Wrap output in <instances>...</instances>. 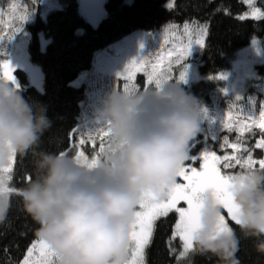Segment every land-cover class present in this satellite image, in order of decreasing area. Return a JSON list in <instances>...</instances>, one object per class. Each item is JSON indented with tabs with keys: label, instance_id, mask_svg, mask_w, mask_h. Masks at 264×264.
<instances>
[{
	"label": "clouds",
	"instance_id": "1",
	"mask_svg": "<svg viewBox=\"0 0 264 264\" xmlns=\"http://www.w3.org/2000/svg\"><path fill=\"white\" fill-rule=\"evenodd\" d=\"M180 84L162 80L147 90L114 87L106 93L93 115L96 126L110 133L108 146L89 164L61 152L36 151L53 126L47 106L25 99L0 78V169L13 155L35 157V178L15 193L0 192V224L15 195L57 264H126L134 212L142 203L168 198L200 130V110ZM229 192L239 223L220 231L223 208L213 191L200 193L186 264L197 255L240 264L241 237L254 238L256 251L264 254V169L236 176Z\"/></svg>",
	"mask_w": 264,
	"mask_h": 264
},
{
	"label": "trees",
	"instance_id": "2",
	"mask_svg": "<svg viewBox=\"0 0 264 264\" xmlns=\"http://www.w3.org/2000/svg\"><path fill=\"white\" fill-rule=\"evenodd\" d=\"M27 1L32 9H37L35 22L29 25L33 35L28 49L30 58L43 70L44 89L41 91L30 85L27 74L19 70L17 73L24 86L18 91L25 99L45 104L47 115L53 121L52 128L44 134L36 151H65L71 156L76 153L75 143L79 132L86 138L88 136L85 129L88 118L83 115L82 107L86 99V86H75L73 81L83 70L91 67L96 51L134 30H154L169 22L208 24L209 34L201 54L203 64L200 67L204 77L191 87L181 88L192 94L203 90L204 96L210 98H213L216 89H221L224 81L210 80L208 77L229 70L237 52L250 43L254 36L264 43V19L239 18L249 11L245 0H173L171 10L165 6L170 0H107V15L97 26H92L81 15L77 0H57V7L49 10L46 18L40 14L48 5L46 2ZM41 29L49 37L45 50L41 48L38 34ZM79 29H83V33H79ZM258 72L264 75V63L258 66ZM74 128L79 131L70 136ZM258 129L254 128L255 134L250 136L252 145L262 135ZM250 133L245 131L247 135ZM228 134L234 139L237 132L234 129ZM209 143L216 148L219 141H203L199 137L193 139L190 150L194 152L204 145L209 146ZM89 144L87 141L84 149L92 153L93 147ZM253 148L256 156L263 154V149ZM34 159L32 152L15 157L10 186L19 189L35 178ZM199 162L197 160L196 164ZM29 176L31 181H28ZM176 219L177 215L172 212L157 221L152 243L146 249V264H177L176 255L170 253V245L177 254L181 251V241L178 238L170 240ZM229 221L232 227H236L231 219ZM37 227L25 212L20 198L13 195L8 219L0 224V264H18L31 242L37 238ZM255 243L254 238L241 237L237 253L240 264H264V254L256 251ZM193 264H217V258L197 255Z\"/></svg>",
	"mask_w": 264,
	"mask_h": 264
},
{
	"label": "rangeland",
	"instance_id": "3",
	"mask_svg": "<svg viewBox=\"0 0 264 264\" xmlns=\"http://www.w3.org/2000/svg\"><path fill=\"white\" fill-rule=\"evenodd\" d=\"M43 1L48 5H45L44 10L40 14L46 18L47 12L57 7V0ZM106 1L107 0H77L81 15L92 26H97L107 15ZM245 2L249 6V11L244 15L246 18H252V13L255 8H259L260 11L264 13V0H251L250 3L248 0H245ZM168 3L174 4V1L170 0ZM35 12H37V9L35 7L32 9V5H30L27 0H0V64H2L3 61L9 60L11 65L15 68V72L12 74L15 75L16 82L19 85L17 89L24 86L21 77L17 73L19 70H22L27 74L29 84L43 91V70L38 63L30 58L28 49L29 41L33 35V31L29 25L35 22ZM25 15L29 16V19L26 22L21 19V17ZM184 23L185 22H169L154 30L137 29L96 51L91 67L83 70L73 81V85L75 86H86V99L82 102V107L83 115L88 118V121L85 123V129L88 133L90 131L95 132L98 128L93 114L94 110L99 107L100 100L114 87L117 89H123L125 81L122 79L119 80L117 74L122 73L126 65L134 58L138 60L140 56L146 55L148 52L159 51V43L163 42L165 31L174 26H178L182 31ZM192 23L193 26H195L197 22ZM198 23L200 25L205 24ZM83 31V29H79L78 32L83 33ZM38 34L41 48L42 50H45L49 42V37L43 29L39 30ZM253 41H255V44H253ZM141 44H143V48H141ZM202 53L203 49H200L198 46H193L192 53L186 61L189 65L186 82H182L180 87H191L194 83L199 82L204 77L200 71V67L203 64L201 60ZM263 63L264 43L261 39L254 36L250 43L237 52L232 67L225 72L226 79L222 80L224 81V85L221 89L215 88L216 90L213 98H210L209 96L206 97V95L204 96L203 90H198L199 94H192L185 91L195 100L197 107L200 110V130L193 139L200 137L203 141L209 139H212V141H219L216 148L213 144L211 146V143H209V146L207 147L209 150L215 151L217 155L223 156L226 154H234L232 148L222 147L224 144V138L227 137L229 143H235L239 138L242 148L240 153L235 154L240 155L242 158H246L247 153L243 151V148H248L252 149L254 159L258 160L264 158V149L262 155L256 156L254 154L255 149L253 148L262 136H264V133L256 139L253 145L251 143L250 136L255 134L254 128L258 129V127L253 126L249 135L244 132L241 136V133L236 131L237 134L234 135V139H232L228 134L230 131L220 126L221 117L227 115L229 105L234 102L236 96L242 97L241 101L236 102L238 106L242 105L245 110L252 108L258 117L261 103L264 102V75L258 72V66ZM181 70L180 65H173V79L171 81H176L179 71ZM4 71H6V69L0 66V78H3ZM135 84L139 90L145 89V87L150 88L154 86L147 83V76L144 72L136 73ZM207 87L208 86H205V88ZM222 89L225 91H221ZM217 96L220 97L217 98ZM250 100L255 101L254 107L249 103ZM208 102H210L212 106H209ZM205 111L207 113L206 116L204 115ZM246 123H250V121H246ZM213 137H217V139L213 140ZM81 138L85 141L83 145H79ZM87 141H89L91 144L89 145L93 147L92 153H88L84 149V145ZM100 143L101 140L99 136H97L95 144H93L92 141L88 139V136L86 138L81 135V132H79L78 140L75 143L76 153L78 151H83L90 161L93 156L99 152ZM104 143L105 147H107V138H105ZM205 146L206 145L198 148L194 152L190 150L189 155L199 156ZM76 153L73 156H75ZM198 160H200L199 164L190 161H186L185 164H191V166L197 167L199 170V165L202 163V160ZM258 167L257 164L254 166V169ZM223 170L226 171L224 172ZM221 171L225 174L235 175L246 172V169H242L240 166L230 169H224L222 167ZM177 182H183L182 178L178 177ZM180 206L186 205L181 202ZM223 214H225L226 221L232 226L229 221L230 217L226 215V210H223ZM36 255H38V253H36Z\"/></svg>",
	"mask_w": 264,
	"mask_h": 264
},
{
	"label": "snow or ice",
	"instance_id": "4",
	"mask_svg": "<svg viewBox=\"0 0 264 264\" xmlns=\"http://www.w3.org/2000/svg\"><path fill=\"white\" fill-rule=\"evenodd\" d=\"M248 2L250 3L251 0H248ZM165 6L169 10L173 8V4L171 3H167ZM239 18L243 20L246 17L240 16ZM252 18L264 19V13H262L259 8H255L252 13ZM21 19L26 22L29 16L25 15L21 17ZM208 34V24L200 25L198 22L195 26H193L192 22H185L182 26V31L178 26L166 30L163 42L159 43V51L148 52L146 55L140 56L138 60L134 58L126 65L122 73L117 74L119 80L122 79L125 81L123 89L125 91L139 90L135 84L137 72H144L146 74L147 83L149 85L159 87L162 80L171 81L173 79V65H180L182 69L179 71L178 78L175 82H186L189 69V65L186 61L192 53L193 46H198L200 49L205 47ZM253 44H255V41H253ZM141 48H143V44H141ZM0 66L6 69L3 73V78L18 88L19 85L16 82V77L12 74L15 72V68L11 65L10 61H3ZM208 79L221 81L226 79V74L219 73L216 76H209ZM147 89L148 88L145 87V90ZM221 91L225 90L222 89ZM241 100L242 97H235L234 102L229 105L227 115L221 117L220 126L228 131H233L235 125V130L240 132L241 136L245 131H251L253 126L258 127L261 132L264 133V102L261 103L259 115L257 117L252 108L245 110L242 105L238 106L236 104V102ZM249 103L254 107V100H250ZM204 115H207L206 111ZM246 121H250V123H246ZM78 131V129L74 128L70 136L77 134ZM109 134L110 133L102 126L98 127L95 132L90 131L88 133V139L92 141L93 144H95L97 136H99L101 140L99 152H97L90 161L83 151H78L74 157L89 164L97 162L106 148L104 140ZM216 139L217 137H213V140ZM84 142V139L81 138L79 145H83ZM222 147L232 148L234 154L220 156L217 155L215 151H211L205 146L199 156L189 155L186 161L196 163L198 159L202 160V163L199 165V170L197 167L191 166V164L186 165L184 163L177 172L176 182L166 200L159 203H142L138 210L134 212V221L129 233V258L126 264H146V249L152 243L156 223L161 218L168 217L172 212L178 215V219L175 222L170 240L175 241L178 238L179 241L182 242V250L177 254L176 249L170 245V253L176 255L177 264H184L185 257L193 248L191 240L192 230L199 222V209L201 207L200 193L207 190L213 191L217 201L223 210H226V215L230 217L231 221L239 223L236 217V206L229 192L231 181L236 176L243 175L247 171L254 169V166L257 164L260 169H264V158L258 160L254 159L252 149L248 148H243V151L247 153L246 158H242L240 155L235 154L241 152L242 145L239 142V138L237 142L229 143L228 138L225 137ZM255 148L264 149V136L256 143ZM61 154L67 153L61 151ZM15 157L16 156L13 155L8 167L0 169V192L11 194L18 190L14 186H9V182L13 178L11 173L13 172ZM221 165L224 169L240 166L242 169H246V172L235 175L225 174L221 171ZM178 177L182 178L183 182H177ZM28 181H31L30 176L28 177ZM181 202L186 206H180ZM220 220L221 224L219 230H228L229 223L225 219V214L221 215ZM36 253H38V255H36ZM57 260L58 258L49 249L48 245L44 241L36 238L31 242L24 258L19 261L18 264H56Z\"/></svg>",
	"mask_w": 264,
	"mask_h": 264
}]
</instances>
